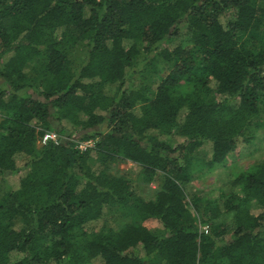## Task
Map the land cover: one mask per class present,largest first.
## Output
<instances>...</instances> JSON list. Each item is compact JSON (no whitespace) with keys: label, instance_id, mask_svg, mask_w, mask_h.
I'll use <instances>...</instances> for the list:
<instances>
[{"label":"trees","instance_id":"obj_1","mask_svg":"<svg viewBox=\"0 0 264 264\" xmlns=\"http://www.w3.org/2000/svg\"><path fill=\"white\" fill-rule=\"evenodd\" d=\"M260 132L264 0H0V264H264V160L222 202L192 186Z\"/></svg>","mask_w":264,"mask_h":264},{"label":"rangeland","instance_id":"obj_2","mask_svg":"<svg viewBox=\"0 0 264 264\" xmlns=\"http://www.w3.org/2000/svg\"><path fill=\"white\" fill-rule=\"evenodd\" d=\"M189 40V34L185 30L181 39H178L174 44H180L181 42L185 43ZM77 57H82L79 53L76 54ZM159 69H155L154 72H151L146 76V79L142 81L140 76L135 77V84L140 85L144 82L147 85H155L160 81L161 78H164L167 71L162 72ZM114 87L111 91H115ZM41 138L38 140V146H42ZM182 139H177L176 143H181ZM211 157V147L206 144L201 151L196 154V160L192 166L193 172V182L192 186L195 187L197 191V197L200 201H221L222 199L231 193L229 186L230 181L235 178L237 175L249 171L257 162L264 160V134L260 132L257 134V137L250 144H241L238 150L232 154L227 162L223 165H219L213 168H207L202 165L201 162H207ZM18 165L20 168H23L25 161L19 159ZM119 171L125 173L129 176L136 186L138 187L141 195L147 200H153L159 190V187L162 183V175L158 174L154 182L151 184H145L141 180L140 169L132 163L122 164L119 166ZM24 175L22 171L18 175L7 176L5 180L0 184L1 193H5L8 190H14L19 185L20 178ZM252 213L258 215L261 211L258 207H252ZM116 209L111 210L112 217L116 220H123L121 216L115 214ZM226 223H230L231 218L227 217L224 219ZM145 225L153 231L161 228V225L156 221H148ZM205 228L200 226V231H204ZM231 236V233L229 237Z\"/></svg>","mask_w":264,"mask_h":264},{"label":"built area","instance_id":"obj_3","mask_svg":"<svg viewBox=\"0 0 264 264\" xmlns=\"http://www.w3.org/2000/svg\"><path fill=\"white\" fill-rule=\"evenodd\" d=\"M63 139L54 133H46L42 138V145H46L49 142H54L56 144H60ZM94 141H77L76 148L81 151H87L94 147Z\"/></svg>","mask_w":264,"mask_h":264}]
</instances>
